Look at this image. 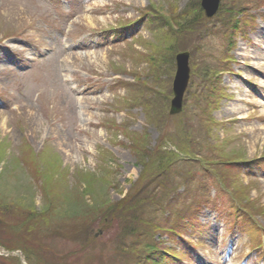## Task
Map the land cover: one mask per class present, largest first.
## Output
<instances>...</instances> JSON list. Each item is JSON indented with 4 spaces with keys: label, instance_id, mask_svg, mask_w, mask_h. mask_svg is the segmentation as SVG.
Instances as JSON below:
<instances>
[{
    "label": "rangeland",
    "instance_id": "rangeland-1",
    "mask_svg": "<svg viewBox=\"0 0 264 264\" xmlns=\"http://www.w3.org/2000/svg\"><path fill=\"white\" fill-rule=\"evenodd\" d=\"M200 3L0 0V198L33 212L0 213V264H263L264 0H220L211 17ZM180 52L191 78L169 115ZM160 151L203 161L180 169L201 194L181 203L198 211L180 229L194 248L166 231L178 219L133 213ZM234 208L241 234L213 225ZM41 211L66 218L56 235L25 221Z\"/></svg>",
    "mask_w": 264,
    "mask_h": 264
},
{
    "label": "trees",
    "instance_id": "trees-1",
    "mask_svg": "<svg viewBox=\"0 0 264 264\" xmlns=\"http://www.w3.org/2000/svg\"><path fill=\"white\" fill-rule=\"evenodd\" d=\"M195 154L196 152L194 153V155ZM152 158L155 160L150 163H151V167L153 166V168L155 169V172L153 174L150 173L149 176L144 177L143 179L144 181H142V183L140 184L141 190L138 193H142L141 195L142 200L139 199L136 201V204H134L133 206L134 207L133 213L137 212L135 215L138 214L139 216L140 211L142 210L140 206L141 205L143 206L144 204V207H146L147 209H151L153 212H155L156 215H158V217L162 215L166 218L172 217V220L178 219L176 222L168 221L167 219L165 221V223L168 226L167 227L168 230L166 231L168 232L169 235L174 237L178 233H180L177 231L180 230L182 226H184V223H186L188 219L192 217V214H190L191 211L189 209V208H192L191 207L192 205L184 206V205H181V203L186 201L184 197L193 196L192 190L196 186V183L193 180V178H190V175H188L185 172L184 173L180 172L181 166L183 169L184 166L187 165L189 162L188 161L183 162L182 160H179V159L177 160V155L174 152L170 151L167 153L165 151L164 152L160 151L159 153H156ZM201 164H202L201 162H199V164L193 163L192 164L193 171L191 172H195L194 170L196 169L201 170L202 169ZM187 188L189 189L187 190ZM179 189L185 192L183 194L182 193L180 194V192L179 193L177 192ZM4 198L6 199L7 197L4 196L0 198V213L1 214L6 215V216H9V215L16 216L17 215L18 217L19 216L22 217L20 212H22L23 215L29 214L28 212H30L29 215L33 213L32 208L27 209L24 207L25 209L24 210L21 206L17 207L19 205L15 203L12 204L7 200H3ZM75 205L76 203L73 204V206ZM136 205H139V207L138 206L135 207ZM75 207H76V210H78L77 212H79L80 211L79 209L81 208L80 202H78L77 206ZM144 207L143 209L145 210ZM26 210H29V211L27 212ZM87 210L88 209H84V212L80 214L81 221L82 220L85 221L87 216L89 215L85 213ZM145 212L147 214L149 210H145ZM38 214H39L38 218L32 219V217H24V219L25 221H29V220L35 221L36 224L35 223L33 224L34 225L33 228L34 230L36 228L37 231L34 234H37V236L40 237L41 239L56 235L55 232H56L57 227L59 226L58 222L59 221L64 222V220L66 219V218H58L57 221L51 220L50 216L47 215L48 213L45 214L44 211H41ZM137 220L139 221L140 219H137ZM160 221H162L161 217H159L156 220V223H157L156 225H161ZM0 222H1V219H0ZM79 225L77 226L79 227ZM144 225H146V223H144ZM150 225L148 226V228L145 226L141 227L142 226L141 224H139L137 227H133L131 231L132 232L137 231V232H134L133 236L135 235V237L140 238L139 236L143 235L145 231L146 232L150 231L151 229ZM9 229L11 230L12 227H9ZM33 231L29 233H33ZM142 231L144 232L140 233ZM71 232H73L74 235L79 237L83 233V229L81 228L78 229L77 227H74L73 225V229ZM145 236L147 235L144 234V237ZM147 245H151V243H147ZM154 248L155 247H150L149 250L151 251L153 250L154 252L155 251ZM150 257H151V252H150ZM153 261L156 262L155 260Z\"/></svg>",
    "mask_w": 264,
    "mask_h": 264
},
{
    "label": "water",
    "instance_id": "water-1",
    "mask_svg": "<svg viewBox=\"0 0 264 264\" xmlns=\"http://www.w3.org/2000/svg\"><path fill=\"white\" fill-rule=\"evenodd\" d=\"M219 0H202V6L206 9L208 14H213L217 10ZM188 54L181 53L176 57L177 70L175 73V78L173 80V99L171 100V114L180 112L182 94L186 88V84L189 78V68H188Z\"/></svg>",
    "mask_w": 264,
    "mask_h": 264
},
{
    "label": "bare ground",
    "instance_id": "bare-ground-1",
    "mask_svg": "<svg viewBox=\"0 0 264 264\" xmlns=\"http://www.w3.org/2000/svg\"><path fill=\"white\" fill-rule=\"evenodd\" d=\"M255 64L254 63H252V66H254ZM242 98V97H241Z\"/></svg>",
    "mask_w": 264,
    "mask_h": 264
}]
</instances>
